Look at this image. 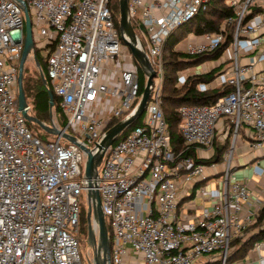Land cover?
<instances>
[{
  "label": "built area",
  "instance_id": "2783aa9c",
  "mask_svg": "<svg viewBox=\"0 0 264 264\" xmlns=\"http://www.w3.org/2000/svg\"><path fill=\"white\" fill-rule=\"evenodd\" d=\"M25 2L32 20L31 54L40 68L35 52H49L43 81L52 85L67 121L64 127L52 123L61 131L55 141L29 128L18 102L24 6L0 0V264H84L79 231L89 181L81 145L95 152L110 122L135 109L141 97L139 67L115 24L111 0ZM209 3L128 0L130 19L139 29L137 46L147 53L156 75L143 125L109 147L99 170L102 208L113 235L109 264H264V242L252 248L258 254L255 261L230 260L232 241L261 209L260 204L250 209L246 182L231 181L233 150L226 152L223 189L213 204L199 215L180 205L188 194L209 192L208 186L195 187L220 171L218 162H196L173 149L163 110L165 49L171 34ZM228 4L236 14L222 31L192 33L186 47L190 55L212 52L225 41L226 26L234 25L233 41L215 60V67L234 61L220 77L234 90L214 104L178 109L188 148L213 150L219 124L225 121L224 139L233 132L235 140L245 126L255 147L264 146V70L254 71V60L238 62L242 37L249 38L253 51L259 43L252 35L264 39V0Z\"/></svg>",
  "mask_w": 264,
  "mask_h": 264
},
{
  "label": "trees",
  "instance_id": "16d2710c",
  "mask_svg": "<svg viewBox=\"0 0 264 264\" xmlns=\"http://www.w3.org/2000/svg\"><path fill=\"white\" fill-rule=\"evenodd\" d=\"M111 9L114 15V20L117 28L120 30V0H111ZM236 10L228 4V0H210L209 6L206 10L197 14L193 19L179 26L169 37L166 43L164 65H165V82L163 91V110L166 116V120L169 124L170 138L173 145V149L182 155V157L192 156L196 159V162H222L223 153L228 149L229 140H226L222 145H216L215 142V154L211 158H200L198 156L197 149L195 147L188 148L184 142L180 125L182 123L181 115L178 109L186 104H200V105H211L214 104L218 99L228 95L234 90V87L230 84L224 83L221 86L213 89H200L201 83H210L214 81L222 72L221 66L214 67L205 73H194L187 75L182 79L183 71L191 68H195L198 64H203L208 61H215L221 57L223 52L227 49L230 43L233 41L234 25L228 24L226 26V37L225 41L221 46L212 51L200 55H190L187 52L177 51L176 45L181 40L182 34L189 32L196 35L203 34H215L222 31L223 24L229 18L234 17ZM133 27L136 33L139 35V29L136 24L133 23ZM36 57L40 62L41 70L37 73L30 71L28 67L24 68L23 86L26 93L27 101L31 106L30 113L32 116L39 119L46 125H52L50 123V96L49 91L54 94V112L57 115L58 124L60 127L66 125V118L60 107V99L55 94L53 87L50 83H44L42 73L47 72V59L50 55L49 52L43 55L40 50L35 52ZM139 67L140 77V96L144 90L147 76L144 71L140 68V65L136 62ZM57 113H61L62 122L59 120ZM124 116L114 118L108 129L113 127L115 124L120 122ZM144 115L138 119L131 127L125 130L115 141L122 140L126 134L133 128L139 125H143ZM29 128L35 134L38 128V124L35 122L27 121ZM63 124V125H62ZM40 136V135H38ZM228 139V138H227ZM86 202L82 200L81 207V220H80V231L79 234H84L88 238V221H87V208ZM107 227L111 243L113 235L111 224L107 221ZM253 232L247 239L241 240L240 237L235 238L231 243L230 260H238L246 257L250 249L253 248L254 244L258 240H264V206L260 210L254 223L248 228ZM80 242L81 237L79 236Z\"/></svg>",
  "mask_w": 264,
  "mask_h": 264
},
{
  "label": "water",
  "instance_id": "95a60500",
  "mask_svg": "<svg viewBox=\"0 0 264 264\" xmlns=\"http://www.w3.org/2000/svg\"><path fill=\"white\" fill-rule=\"evenodd\" d=\"M24 6L25 13V46L20 62V72L18 77V102L19 109L27 119V121L36 122L44 130L59 134L61 131L53 126H48L41 122L36 117L30 114V105L28 104L26 93L23 86V76L25 62L28 56L31 54L34 39L32 20L29 9L26 5L25 0H18ZM120 33L124 42L130 47L131 52L135 60L140 65V68L144 71L147 76V81L144 90L141 94L140 100L135 109L120 122L109 128L103 135L101 142L97 145V150L94 152L92 149L81 145L82 149L87 153L85 176L89 181V188L87 191L88 201V241L92 245H96V251L94 256L95 264H109L111 256V240L109 230L107 227L106 217L102 208L101 194L98 189V178H99V165L103 161L106 151L112 146L117 138L129 127H131L138 119L144 114L147 104L151 97V91L153 86V78L156 75V71L147 55V53L141 50L137 46V33L133 27V23L130 19L128 12V0H120ZM44 80V73H42ZM50 106L53 108L54 105V94L49 91ZM69 140L74 143H78L74 136L65 134ZM98 232V236L96 234Z\"/></svg>",
  "mask_w": 264,
  "mask_h": 264
},
{
  "label": "crops",
  "instance_id": "0c3cea01",
  "mask_svg": "<svg viewBox=\"0 0 264 264\" xmlns=\"http://www.w3.org/2000/svg\"><path fill=\"white\" fill-rule=\"evenodd\" d=\"M254 41H257L259 44L256 47V50H251L249 48V38L242 37L239 40V55H238V62L241 65H246L254 60V71H262L264 70V39L259 38L257 34L252 35ZM244 40V41H243ZM234 52V48L231 49ZM212 63L206 62L203 63V69L198 70L196 67L191 68V74L194 73H205L209 70L213 69L215 65ZM234 61L228 60L225 64L221 65V74L212 82L210 83H201L200 89H213L217 88L222 85L221 83V76L227 70V68L232 66ZM187 76V75H186ZM185 78V77H184ZM225 125L222 123L219 124L218 130V137L216 138V145H222L225 143L226 140H229L228 149L223 153V161L218 162L219 166L221 164V169L219 170L220 173L213 174L207 176L204 180L197 183L195 189L199 186H208V191L203 196L193 195H186L181 200V208L184 209L185 212H189L190 214L199 215L202 211L203 207H210L215 199V195L223 189L222 186V179L218 178L219 176L223 175L222 170L224 167L228 165V160H225L226 152L233 150L230 165L232 172L234 173L233 177L231 178L232 182H246L248 184L250 190V198L249 201L252 203L250 209L252 211L257 210V205L260 204V208L262 209L264 206V146L262 148H257L253 144V140L249 136V130L247 127L243 126L239 132V135L234 139V133L230 132L228 135V139H224L223 133L226 132L228 127V122H224ZM216 147V146H215ZM198 156L200 158H211L215 154V148L213 150H204L200 149L197 150ZM211 173V172H210ZM217 181L216 183H210V179L215 177ZM210 186L214 188H210ZM259 209V212L260 210Z\"/></svg>",
  "mask_w": 264,
  "mask_h": 264
},
{
  "label": "rangeland",
  "instance_id": "374dc122",
  "mask_svg": "<svg viewBox=\"0 0 264 264\" xmlns=\"http://www.w3.org/2000/svg\"><path fill=\"white\" fill-rule=\"evenodd\" d=\"M192 33H189V32H186L184 34H182L181 36V40H179V42L177 43L176 45V50L177 51H183V52H187V49L186 47L188 46V43H189V38L191 36ZM244 41V40H243ZM209 63H212L211 61H209ZM213 64L215 65L216 62L213 61ZM203 64H198L196 66V68L198 70H202L203 69ZM25 67H28L30 69L31 72L33 73H37L41 70V68H39V66L37 65V62L34 60V57L32 54H30L25 62ZM191 73V70H186V71H183V73L181 74L182 75V79L184 77H186V75H189ZM200 73V72H199ZM29 104V103H28ZM30 105V104H29ZM54 106V105H53ZM50 123H54V122H57V115L56 113L54 112V109L50 107ZM31 114V113H30ZM58 116H59V120L62 122V118H61V113H57ZM143 117V115H142ZM36 123V122H35ZM63 123V122H62ZM39 125V124H38ZM63 125V124H62ZM52 126V125H50ZM63 127V126H62ZM36 131V135H40V137L44 140H50V141H55L57 140L58 138V135L57 134H54V133H50L46 130H44L40 125L38 126L37 130ZM63 143H66L65 141H63ZM102 165L103 164H100L98 169L101 171L102 169ZM221 166V164H220ZM218 165V169L220 170L221 167ZM218 169H215V170H218ZM217 176L215 177H212L210 179V183H216L217 179L218 178H223V175L219 176L218 178H216ZM210 188H214L212 186H210ZM84 202H86L87 206H88V201H87V195H84L83 198ZM88 208V207H87ZM252 230H255V229H247L243 234L242 236L240 237L241 240H245L247 239L253 232H251ZM96 234L98 236V232L96 230ZM79 236L81 237V242H80V250H81V255H82V258H83V261H84V264H95L94 262V256H95V251H96V245H92L89 241H88V238L86 237V235L84 234H79ZM264 240H258V243H263ZM254 250L250 249L248 255L246 257H243V258H240L239 260H250L251 258L254 259V261L256 260L257 258V253L256 252H253ZM205 259V258H208V256H203L202 259ZM236 263V262H235Z\"/></svg>",
  "mask_w": 264,
  "mask_h": 264
}]
</instances>
